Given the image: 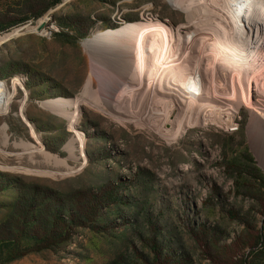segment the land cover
I'll list each match as a JSON object with an SVG mask.
<instances>
[{
  "label": "rangeland",
  "instance_id": "rangeland-1",
  "mask_svg": "<svg viewBox=\"0 0 264 264\" xmlns=\"http://www.w3.org/2000/svg\"><path fill=\"white\" fill-rule=\"evenodd\" d=\"M191 1L0 0V35L19 29L0 41V81L19 83L0 111V264H264V128L242 107L231 130L164 136L121 114L117 70L87 47L144 15L184 33ZM89 73L104 108L83 102L71 130L40 102Z\"/></svg>",
  "mask_w": 264,
  "mask_h": 264
},
{
  "label": "bare ground",
  "instance_id": "bare-ground-1",
  "mask_svg": "<svg viewBox=\"0 0 264 264\" xmlns=\"http://www.w3.org/2000/svg\"><path fill=\"white\" fill-rule=\"evenodd\" d=\"M191 2L186 24L192 27L184 33L183 25L144 15L88 39L92 59L117 70L112 87L119 111L164 136H177L193 123L231 130L242 107L250 112V128H264V0ZM201 19L207 25L201 26ZM18 31L0 35V41ZM14 84L19 85L16 78L9 85L0 81L1 112ZM83 102L104 108L90 73L80 95L40 104L66 118L73 130ZM173 112L177 119L170 131L165 128Z\"/></svg>",
  "mask_w": 264,
  "mask_h": 264
},
{
  "label": "water",
  "instance_id": "water-1",
  "mask_svg": "<svg viewBox=\"0 0 264 264\" xmlns=\"http://www.w3.org/2000/svg\"><path fill=\"white\" fill-rule=\"evenodd\" d=\"M42 25V23L38 24V27H40Z\"/></svg>",
  "mask_w": 264,
  "mask_h": 264
}]
</instances>
